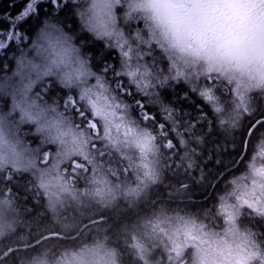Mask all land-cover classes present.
<instances>
[{
  "label": "snow or ice",
  "instance_id": "obj_1",
  "mask_svg": "<svg viewBox=\"0 0 264 264\" xmlns=\"http://www.w3.org/2000/svg\"><path fill=\"white\" fill-rule=\"evenodd\" d=\"M65 9L72 23L61 18ZM89 40L110 50L99 63ZM10 50L16 70L0 77V264L21 251L35 252L21 264H50L37 251L42 241L105 225L103 237L66 249L54 264H124L125 253L133 264H264V139L213 208L190 213L153 195L167 187L172 196L165 170L198 167L204 137L178 102L197 96L200 119L211 114L226 131L249 119L241 161L264 128V0H24L0 21V52ZM181 150L180 162L168 163L166 153L171 159ZM23 173L59 230L41 232L35 244L5 243L17 224V197L7 185ZM223 179L218 174L210 186ZM189 188L180 182L176 191ZM144 204L150 210L137 211ZM69 207L85 218L69 221ZM108 233L118 237L114 246Z\"/></svg>",
  "mask_w": 264,
  "mask_h": 264
},
{
  "label": "trees",
  "instance_id": "obj_2",
  "mask_svg": "<svg viewBox=\"0 0 264 264\" xmlns=\"http://www.w3.org/2000/svg\"><path fill=\"white\" fill-rule=\"evenodd\" d=\"M78 2L82 3L83 0H78ZM23 3L24 0H0V21H6L8 16L14 15L18 12ZM41 18H43V13L41 14ZM61 18H66L70 23L74 20V17L67 9L61 14ZM78 23L79 21L76 20L73 24V27H76V35H83L77 27ZM133 23L137 27L142 26L141 22ZM35 25L36 21H32L31 27L34 28ZM25 28L26 30H29V26L26 25ZM81 43H83V41ZM87 46L92 49L89 56L93 57L94 62L96 63L101 62L110 51L103 46L102 42L94 44L89 40ZM13 56L14 53L11 50L7 55L0 52V66L7 65V68L0 69V77L12 75L16 70ZM109 62L114 64L118 62L117 53L115 51L111 52ZM175 93H181V87L177 86L175 88ZM201 103L202 102L195 95H192L187 102L177 103V107L182 110L180 115H182L185 120L196 119L199 121L197 127L193 129L197 135H203L204 137L203 142L197 146V155L194 158V162L198 167H194L190 174H185L182 168L165 170L164 183L166 186H171V197L168 195L169 189L167 187L153 190V195L156 199L167 201V207L187 210L190 213H202L207 209L213 208L217 195L225 190V181L240 176L246 171L247 161L253 155L255 146L261 139H264V128H260L250 139L248 154L245 159L240 161L238 165L236 164L234 166V161H239L243 154L242 141L245 138L249 119H244L238 130L226 131L215 122L214 117L211 114H209L206 119H200V113L196 108V105ZM204 110L210 112L207 108ZM182 155L183 150L179 151L176 155L171 156V159H168L166 153L165 159H167L168 163H178L180 162ZM217 161H219V163H217ZM220 173H224V179L218 183L215 189H213L210 186L214 182L213 177H216ZM201 175L205 176V180L203 182H197ZM32 179L33 178L30 174H18L16 178L7 185V187L12 188L13 194L17 197L16 206L20 217L18 216L19 218H17L16 233L12 235L8 241H5V243L13 242L19 237L35 244V240L39 238L41 232H45L47 229L59 230V226L53 221L51 213L47 211L46 201L43 196L37 195L36 190L32 187L30 183ZM180 182L188 183L190 185L189 190L186 192H177L176 189ZM5 187L6 185L4 183H0V189ZM192 206H197L198 209L190 208ZM28 208H31V212L26 215ZM150 208L151 205L144 204L142 208L137 211L148 212ZM21 209H24L25 212H22ZM123 211L124 206L121 204L116 212L111 213L114 220L121 219L122 217L120 213ZM84 218L85 217L79 220L75 219V221L78 223ZM26 219L29 220L27 224L25 221ZM128 219H131V216H129ZM68 220L72 221L73 218ZM107 227L108 225H105L98 230H93L91 232L85 231L79 238L70 237L42 241V244L37 248V251H46L48 253L47 258L50 264H54V262L59 259L60 254L66 249L75 250L88 244L97 236H104L105 232L103 230ZM113 231H115V229H113ZM107 235L113 238L114 242H117L118 237L113 236L112 233H108ZM115 244L116 243H114V245ZM33 255H35V252L21 251L19 257L9 259L7 264H21L22 259ZM123 260L124 264H133L126 253Z\"/></svg>",
  "mask_w": 264,
  "mask_h": 264
},
{
  "label": "rangeland",
  "instance_id": "obj_3",
  "mask_svg": "<svg viewBox=\"0 0 264 264\" xmlns=\"http://www.w3.org/2000/svg\"><path fill=\"white\" fill-rule=\"evenodd\" d=\"M5 76H12V75H5ZM4 106V101L3 100H0V107H3ZM25 140L29 143V146L30 147H35L36 146V142L32 139V137L30 136V135H27V136H25ZM53 149L55 148V146H51ZM27 174H29V173H27ZM85 185V181L84 180H80L79 182H78V186L80 187V188H82L83 186ZM190 208H194V209H198V207L197 206H192V207H190ZM18 211V210H17ZM21 211L22 212H25V210L24 209H21ZM31 212V208H28L27 209V211H26V215L28 214V213H30ZM91 213H89V215H90ZM64 215L68 218V219H70V218H75V219H81V218H83L84 217V214L83 213H81V214H79V215H77V212H76V210L74 209V207H69V208H67L65 211H64ZM19 216V213L17 212V218H19L18 217ZM26 221V224L29 222V220H25ZM17 222H18V220H17ZM253 223H255V222H253ZM105 229L106 228H104V232H105ZM101 237H103V236H97V237H95V238H93V240L91 241V242H89L88 244L90 245L94 240H96V239H98V238H101ZM109 237V240H110V243H111V245H113L114 246V243H117V242H114V239L113 238H111L110 236H108Z\"/></svg>",
  "mask_w": 264,
  "mask_h": 264
},
{
  "label": "water",
  "instance_id": "obj_4",
  "mask_svg": "<svg viewBox=\"0 0 264 264\" xmlns=\"http://www.w3.org/2000/svg\"><path fill=\"white\" fill-rule=\"evenodd\" d=\"M240 161H241V160L239 159V163H240ZM239 163H238V164H239ZM238 164H237V165H238Z\"/></svg>",
  "mask_w": 264,
  "mask_h": 264
}]
</instances>
